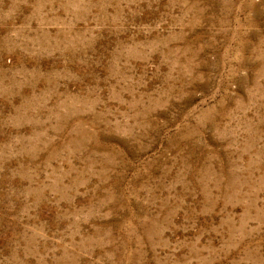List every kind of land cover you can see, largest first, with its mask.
<instances>
[{
  "label": "rangeland",
  "instance_id": "rangeland-1",
  "mask_svg": "<svg viewBox=\"0 0 264 264\" xmlns=\"http://www.w3.org/2000/svg\"><path fill=\"white\" fill-rule=\"evenodd\" d=\"M0 264H264V0H0Z\"/></svg>",
  "mask_w": 264,
  "mask_h": 264
}]
</instances>
